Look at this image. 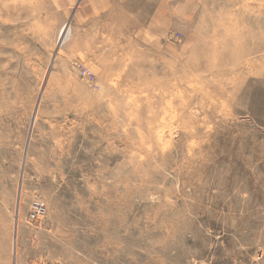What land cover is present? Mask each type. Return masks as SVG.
I'll return each mask as SVG.
<instances>
[{
  "label": "rangeland",
  "instance_id": "374dc122",
  "mask_svg": "<svg viewBox=\"0 0 264 264\" xmlns=\"http://www.w3.org/2000/svg\"><path fill=\"white\" fill-rule=\"evenodd\" d=\"M0 264H264V0H0Z\"/></svg>",
  "mask_w": 264,
  "mask_h": 264
},
{
  "label": "built area",
  "instance_id": "2783aa9c",
  "mask_svg": "<svg viewBox=\"0 0 264 264\" xmlns=\"http://www.w3.org/2000/svg\"><path fill=\"white\" fill-rule=\"evenodd\" d=\"M45 214H46V206L44 202L36 200L30 206L29 221L32 223H37L42 218H44Z\"/></svg>",
  "mask_w": 264,
  "mask_h": 264
}]
</instances>
